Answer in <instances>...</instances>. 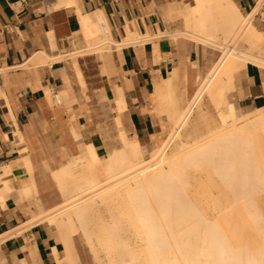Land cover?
I'll use <instances>...</instances> for the list:
<instances>
[{"label": "crops", "instance_id": "1", "mask_svg": "<svg viewBox=\"0 0 264 264\" xmlns=\"http://www.w3.org/2000/svg\"><path fill=\"white\" fill-rule=\"evenodd\" d=\"M57 1L0 0V175L9 167L13 176L8 188L0 177V249L8 264H58L63 258L61 238L41 218L33 222L19 201L18 190L24 196L29 195L25 194L28 187L38 191L34 168H58L88 143L97 154L106 152L80 95L79 81L85 84L84 59L78 60L82 55H74L73 61L67 57L79 47L81 29L85 33L84 15L94 18L100 11L117 42L125 41L128 30L146 36L115 51L116 74L111 76L122 87L126 107L121 113L127 115L131 135L143 151L158 144L170 126L168 116L159 111L154 80L172 71L176 84L193 88L206 68L201 44L164 34L169 25L180 26L182 15L190 28L184 33L194 32L192 14L185 12L186 0H72L54 7ZM231 2L246 12L245 17L264 3L257 8L258 0ZM219 22L229 30L218 16L216 27L198 39L214 37ZM40 52L49 58L35 60ZM233 82V97L241 110L264 106L263 66L247 61L235 71Z\"/></svg>", "mask_w": 264, "mask_h": 264}, {"label": "bare ground", "instance_id": "2", "mask_svg": "<svg viewBox=\"0 0 264 264\" xmlns=\"http://www.w3.org/2000/svg\"><path fill=\"white\" fill-rule=\"evenodd\" d=\"M71 1L72 0H58L53 6L57 7ZM263 1L264 0H258L257 8L263 3ZM185 2V12L190 11L194 21V32L192 31L193 33H191L190 35L197 39H203L204 37H202V35L207 34L208 28L214 29L216 27V19L218 16L222 18V20L229 26L228 28L230 29V31L233 33L232 30L236 29L237 26L242 24L244 20L246 21L250 19V17L254 13L253 12L248 15V17H245L231 2V0H186ZM54 7L51 6V8ZM83 19L85 21V27L87 28L86 30L90 32V34L88 33V35H90L88 36V39L90 38L91 40H93V43L91 42V44L93 45L90 47L93 49L95 48V51L100 50L98 51L99 53L108 51L110 49L109 44L111 43L116 45L118 48H121V46L123 45L135 43L139 38H146V36H141L128 30L125 41H115L111 37L109 27L107 26L104 16L100 11H97L95 13L94 18L90 17L89 15H84ZM252 31H254V29ZM49 36L50 40H52V33H49ZM208 40L210 42L211 39H207L206 41ZM230 46L228 45L229 48L227 49V53L225 51V53L222 54V56L215 62L214 66H212L211 69L207 71L206 75L204 76L203 82L200 84L198 89L195 90L188 105L189 107L180 115L175 116L173 129L169 132L167 139L160 146V148L154 150L151 153L149 158L143 157L141 145L136 139H132L131 141H129V151L131 156L125 155L122 152L121 154H114L107 159H102L99 157V155L94 151L92 143L84 145L81 148V153L78 154V156L74 157V162L71 165V167H80L82 172H87L86 175L83 174L76 179V192H73L71 190L68 191V189H66V191L63 192L65 203H62L63 206H59L60 208L51 207L47 210H43L40 203H37L39 211L38 213H36V215L33 214V222L37 221V218H41L43 221H46L53 226L61 223L66 227H70V229L72 230V227L73 229L77 228H74L73 226L75 225L74 219L76 217L78 219V222L80 221L81 225L85 229L86 226H89L88 222L89 224L91 223V221L89 220V216L92 213L93 209L91 203H93V200L97 196L96 194L87 196V194L82 195V193L90 187L96 186L103 182L99 176V170H103V173L106 175L107 185H115L114 187L116 188L114 191V195L121 198V204H119L117 207H114V203L108 204L107 212L109 215L107 213H103V215L101 214L103 218L104 214H107L106 216L110 217L109 220L111 221L112 219L111 222H113L114 224L110 226L107 223L108 220L106 219V217V222H104L103 218H100L101 223H107V225L105 224L104 227L107 226L108 230H105L106 227L104 228L102 223V227L99 231L104 230V232L107 231V233L105 232V234H103V232L101 231L102 233L99 232L100 235L98 234L99 236H101V234L102 236H105L107 234L106 237L109 238L110 236V240L114 239V241H112L113 244H111L112 247H115L113 251L118 256V258H116L117 261L115 260L116 264H142V261H144L145 264H202L203 256L201 255H204L205 257H212L213 253L217 249H219V251L224 254L226 252L224 249L226 245H232L234 247V250H231V252L233 251V256H231V253H229L232 259L230 258V256L228 257L232 262H230L227 257H224L225 254H220L224 258L218 256L222 259V262H220L219 260L218 264H264V223H261L264 221V218H261L263 216H260V210L258 212L257 210H255L258 207L255 208V202L254 204L252 203L253 201H255L254 199L253 201H250L252 197L249 196V194H239L240 191H238V188L241 189L243 184L241 186H238L239 184H237V182L240 184L243 183L240 179H243L244 176H248L249 178L247 177L248 179L246 180H249L250 178L253 179V176L256 174L254 171V164L251 163L252 161L248 162L250 160L249 154L256 152H251L248 149L251 147L250 145L253 144H257L259 148H264V107L257 108V113L255 114H253L255 111H251L252 115H249L247 113L244 115L242 113L236 114L239 115V117H237V119L239 118V120L232 121V119L230 118L231 120L229 121L232 122L229 123L227 127L225 126V124V127H223V129H219L217 132H213L215 133L214 137H212L213 133L212 136L209 135V137L211 136L210 139L208 137L206 139L201 137L202 139L194 140L192 143L187 144H185L186 141H184V139H180V137L182 138L180 132L184 127L186 120L192 113L193 109L201 102L204 94H209L212 98V101L216 104L229 102L228 92H230L229 89L233 88L234 86L233 74L235 70L240 66L238 59H254L260 64L264 65V59L249 57L247 53L244 52L236 53L235 49ZM85 49L89 50V47H84L82 49L75 48L74 50L67 53L68 57L69 55H82V50ZM93 49L91 50L93 51ZM83 53L85 54L84 51ZM64 55L65 54L59 56ZM65 57L66 55L64 56V58ZM47 58H49V56H47L45 52H40L35 57V60L43 61ZM155 74L156 76H158L157 73ZM169 74L171 75V73ZM169 82V75L166 78H159L158 80L156 78L154 80L155 95L159 102V108L163 107L165 103L164 100L168 94ZM47 93L50 95V91H47ZM227 103L226 105H228ZM114 105L115 111H117V113L122 112L126 107V100L121 87H119L118 96L115 98ZM200 107L201 105L199 106V108ZM234 110L238 112L237 106ZM233 114L234 113H232V115ZM168 115L171 116L169 113ZM176 137H178L179 140H181V142L183 143H176L177 141H175V147L169 149L170 152L166 154V150L169 144ZM254 149L255 148H253L252 150ZM27 160L24 161L26 162ZM236 161H238V164H240L239 168L236 166ZM27 162L29 163V160ZM203 164H207L210 167H206V169L211 170V172L210 170H208L207 172L211 174V177L213 175L214 180V176L217 174L220 177L216 175V179L221 178L218 181L222 180L221 182H223H220V185V183L215 180L218 186L223 185L222 187H217V185H214L212 182L208 183L207 181L208 185L212 183V185L210 184L211 186L214 185L217 190L218 188L219 190L221 188L222 191V189L227 187V184H229L230 186L227 187L230 191L228 195H231V193L235 194V191H231V189L236 190V185L238 186L236 191L237 195L232 194V196L234 195L232 199V201L234 202H227L226 204H224L228 207L225 213L223 211L225 210L224 208L222 210V213L218 212L219 216L217 214L216 219L213 222L209 219V216H204L207 210H204L203 208L202 211L200 209H197V207H193V204H191V202L187 198L189 195H187L186 192V184L190 183L191 181L190 179H188L187 182V178H185L187 177V174H189L188 168L192 166L199 167V165ZM71 167L69 165H65L53 171L59 183H67V177L71 176L72 174ZM5 168L6 169L0 175V177L2 179L4 187L8 188V185L12 181L13 176L11 173V169H9V167ZM250 168H252L253 170ZM242 174L244 175L242 176ZM256 178L258 179L259 177L257 176ZM233 180L234 182L236 181L235 186L234 184H232ZM254 181L255 180H253V182ZM31 183L32 187L35 186L33 181ZM224 183H226V185ZM231 184L233 186H231ZM188 188L189 187L187 186V190ZM245 188L247 187L245 186ZM207 190H209V187ZM207 190H205L204 188V190H202V194L205 191L208 192ZM242 190L246 189L242 188ZM102 191L103 189L100 190L97 195L101 194ZM227 191L225 190V193L224 191L222 192L224 198L228 196ZM252 191H254V189ZM204 195L206 196L208 194L205 193ZM240 195L242 197H245L246 195L245 198L247 199L245 200H249L248 204H246L247 202H245L243 205L241 202L242 205L239 206L240 202L238 203V199L242 200V198L239 197ZM202 196L200 195V199H202ZM189 198L191 200L193 197L191 198L190 195ZM185 199H188L189 202ZM208 202L212 201L210 200ZM212 203H214V200ZM218 203L215 202L214 206ZM224 205L223 207H226ZM221 206L222 205L220 204V207ZM220 207L219 209H221ZM123 214L127 215V217L132 220V226L126 225L121 227L115 224L117 223L116 219L118 215ZM27 223H31V219ZM130 228L135 230V232L133 231L134 233L137 232L138 234H142L139 236H142L143 239L141 238L140 240V237L138 236L140 241L139 243H137L138 241L135 242L136 240H134V242H131L132 238H130L129 235L132 234H128L131 233ZM255 230L259 231L258 233L256 231V235H258L259 233L260 234L259 239L257 238V236L254 241V239L252 240L251 238V234H254ZM90 232L86 234H89ZM199 232L200 234L198 235ZM137 233L135 235H137ZM247 233H250V236H247ZM2 237L3 235H0V242ZM252 237L254 238L255 235H253ZM89 238L91 239V237ZM246 238H248L247 243ZM105 240L107 243V240L109 239L106 238L104 239V241ZM141 241H143V243ZM114 243H116L117 245H115ZM245 243L246 248L244 247L245 251H243L242 247ZM69 248V245L65 248L64 259L67 260V263L65 264H72L73 258L75 259V257H73L71 260ZM235 248H237V252ZM236 254H239L240 256H235ZM218 259L219 258H217V260ZM206 260L207 259H205V261ZM62 261L63 258L59 259L58 264H64Z\"/></svg>", "mask_w": 264, "mask_h": 264}, {"label": "rangeland", "instance_id": "3", "mask_svg": "<svg viewBox=\"0 0 264 264\" xmlns=\"http://www.w3.org/2000/svg\"><path fill=\"white\" fill-rule=\"evenodd\" d=\"M242 14H246V12H242ZM181 17L182 18L180 21V23H181L180 26L179 25L178 26H170L169 25L167 30L164 32V34H169L173 37L180 36V37L188 38L189 40H192L195 43L201 44V46L203 47L202 48V60H203L202 65H204L206 68H205V70H203L200 73L199 78L196 81L195 86L193 88H188V89L176 84V81H175L176 79L173 78L170 74H168L169 78H170V82H169V86H168V94L164 100V102H165L164 105L165 104L166 105H165V107L163 105V107L159 108V111L165 112V114L168 116L170 126H168L166 128V133H165L163 139L158 144L154 145L153 147L149 148L146 151L142 150L144 158H149L151 153L154 150L160 148V146L167 139L169 132L173 129L175 116L180 115L182 112H184L189 107L188 105H189L190 100L193 96L192 94H193L195 88L198 86V84L200 86V84L204 80V76L206 75L207 71H209L211 69V67L214 66L215 62L219 59L220 55L224 54L225 51L227 53V49L229 48L228 45L230 46V44H231L230 47H233V49H235L236 53H239V52L243 53L244 52V53H247V55L249 57H254V58L257 57V59H260V58L264 59V42H263L264 39L262 37V35L264 36V3L256 11V13L254 15H252V17L250 19H248L249 22H248V20H246L247 22L244 20L242 22V24L237 26L236 29H234V30L231 29L233 31V33L230 31V29L228 30L229 32L226 30L227 27L225 24L223 25V23H219V25L216 29L217 33L214 37H212V36L210 37L211 38L210 42H209V40L208 41L199 40L197 38H194V37L184 33L186 31L190 30V28L186 24L185 15H182ZM246 23L247 24L249 23V24L247 25ZM223 26H225V27H223ZM244 26H246V27H244ZM84 28H85V33H84L83 29H81V31H80V35H79L80 44H79L78 48L82 49L84 47H86V48L89 47V50L88 49L82 50V53L80 52L82 54V56H78V60L84 59V61L81 62V67L85 71V77H84L85 84L83 85L79 81V84L81 87V94L80 95L83 98V102L86 104V107H85L86 112L91 115L94 123L96 124V126H97L98 130L100 131L102 138L105 142L106 152L102 155H100V154H98V155L102 159H107L108 157H111L114 154H121L122 152L125 155L131 156L130 151H129V141H131L133 139V137L131 135V132H130V129L128 126L127 115L125 114V112H123V113L118 112L117 113V111H115V105H114L115 98L118 96L119 87H121L119 85L116 86V82H115L114 78H111L112 75L116 74L115 51L118 50V47L111 43V44H109L110 45L109 51H104V52L99 53L98 51H100V50H96L97 51L96 52L95 48L93 49L90 47L93 45V44H91V42L93 43V40H91L90 38L88 39V36H90V35H88V33L90 34V32L88 30H86L87 28L85 26H84ZM253 29H254V31H252ZM241 30H242V32H241ZM239 32H240V34H239ZM260 34H261V36H260ZM255 35H256V37H255ZM260 37H261V39H260ZM215 39L218 41H216ZM91 49H93V51ZM83 51L85 52V54L83 53ZM69 58L72 60L73 56L69 55ZM238 61L240 63V66L235 71L239 70L241 67H244L247 61H251L253 63L258 64L259 66L264 67L263 64H260L259 62H257L254 59L243 60V58H240V59H238ZM171 72H169V73H171ZM234 74H235V72H234ZM113 90L115 91V93H114V95H111V91H113ZM233 90H234V86H233V88H230L229 89L230 92H228L229 102L228 103L226 102L228 105H226L225 102H224L225 104L224 103L216 104L215 102L212 101V98L210 97L209 94H207V93L204 94L201 102L199 103L201 105V107L199 108L200 105L198 104L199 106L197 105L193 109L192 113L189 115L188 119L186 120V123L184 124V127L182 128V130L180 132L181 136H182V138L180 137V139H184V141H186L185 144L192 143L194 140H198V139H202V138L206 139L208 137L210 139L213 132H217L219 129L221 130L225 126L227 127V125H229V123H231L233 120L234 121L239 120V118L237 119V117H239V115H236L238 113H242L243 115L246 113L250 115L252 113L251 111H253V112L255 111L253 114L257 113L256 109L260 108V107H257L253 110H248V111L241 110L239 108L236 100L233 97ZM47 91H49V90H47ZM158 106H159V102H158ZM236 106H237L238 112L236 110H234ZM262 107H264V106H261V108ZM162 109H165V110H162ZM167 112L171 116H169ZM232 113H234V114L232 115ZM230 118L232 119V121H229V120H231ZM205 135H207V136H205ZM209 135H211V136L209 137ZM214 135H215V133H213L212 137H214ZM176 138L169 144V146L166 150V154L170 152L169 149H172V147H175L176 143L181 142V140H179L178 137H176ZM175 141H177V142L175 143ZM181 143H183V142H181ZM263 144H264V138H263ZM250 146H251L250 147L251 150H250V148L248 150L251 152L255 151L256 153H250L249 154L250 160L248 159L249 160L248 162L252 161L251 163L254 164V168H255L254 171L256 173V174L254 173L255 174L254 176L257 175L259 178L257 179L256 178L257 176L256 177L253 176V179L250 178L249 180H246L249 177L247 176L248 177L247 178L244 176L245 180H244V177H243V179H240V180H242L243 183L240 184L237 182V184H239L238 186H241L243 184L241 189H239L238 186L236 185V190L231 189V191H235V194L237 195L236 191L238 188V191H240L239 194L240 193L249 194V196L252 197V199H250L251 197L249 198L250 201H253V199H254L255 201H253L252 203L254 204V202H255L256 203L254 205V206H256L255 208L258 207L255 210H257V212L259 210L261 211L260 216H263V217H261L263 219L264 218V148H259L257 144H253ZM253 148H255L256 150L255 149L252 150ZM260 149H261V151H260ZM215 155H213V156H215ZM76 156H78V154L77 155H68L66 157V159L64 160L65 163L60 165L59 167L61 168L65 165H69L71 167V165L74 162V157H76ZM217 157H218V154H217ZM236 162H237L236 166L239 168L240 164H238V161H236ZM203 165H204L205 169L203 168ZM203 165H199V167L198 166H195V167L192 166V167L188 168L189 174H187V177H185V178H187L186 179L187 182H188V179H190L191 181H190V183H187V184L185 183L186 184V192H187V195H189V196L191 195V198L192 197L193 198L191 199L192 201L190 200L189 196L187 198L189 199L191 204H193V207H197V209H200L202 211H203V208H204V210H207L206 213L204 211V213H205L204 216L205 217L209 216V219L213 222L216 219L217 214L219 216L218 212L222 213V210L224 208H225V210H223V211L225 213V211L228 207L224 204H226L227 202H230V203L234 202V201H232V199H233V196L235 194L231 193V195L229 194L230 196L228 195V193L230 192L227 188L230 186L229 184H227V187L222 189V191H221V188H220V190L218 188V190H219L218 191L214 185H217V187H222L223 185L218 186V184H217V182L220 183L222 181V180L218 181L221 178L216 179V177L218 175L216 173H213V174L217 175V176L216 175L214 176L215 180L217 181L216 182L213 179V175L211 177V174L207 172L210 169H206V167H208V168H210V167L207 164H203ZM58 168H48V167L34 168L37 170V173L34 175V177H35V180L37 183L38 191L37 192H31L30 189L27 188L29 191L27 189H25V194H29L28 196H24L23 194H21L19 192V190L17 191V193L19 195V201L21 202V207H22L23 211L29 215L30 218H32V216H34V215H36V213H38V211H39V207L37 205L38 202L42 203L41 205L43 208H50V207L60 208V207H62L63 206L62 203H65L64 202L65 197L63 196V192L66 191V189H68V191L71 190L73 192H76V190H75V187L77 186V183H76L77 180L76 179L83 174H85V175L87 174L86 171L82 172L80 167L72 166L71 167V171H72L71 176L67 177V183L66 184H62V183L58 182L57 178L55 177V174L53 173V171L58 169ZM250 169H252V168H250ZM234 170H236V169H234ZM210 172H211V170H210ZM243 175L244 174H242V176ZM99 176L103 182H101L100 184H98L96 186L90 187L89 189H87L86 191H84L82 193V195L87 194V196H89V195L96 194V196H97L93 200V203H91L93 209H92V213L89 216V218H90L89 220L91 221L90 224L88 222L89 226H86V228L84 229V227L81 225L80 221L78 222V219L76 217L74 219L75 225H73L74 228L77 227V228H75L76 230L73 229V227L71 230L70 227H66L61 223H58V225L53 226L52 224H50L46 221H42V222L49 224V226H51V228L57 233V235L64 242L65 248H66V246L69 245L71 260L73 257H75V259L73 258V260H72V264H111V263L116 264L115 260L117 261L116 258H118L116 253H114V251H113L115 247H112V244H113L112 241H114V239L110 240V236H109V238L106 237L107 234L105 236H102V234H101L102 237L99 236L100 235L99 232L102 231V230L101 231H99V230L102 227V223H103V222L101 223L100 218H103V216H102L103 213L108 214V212H107L108 204L114 203V205H115L114 207H117L119 204H121V198L119 196L114 195V191L116 188V187H114L115 185L114 186L107 185L106 175L103 173V170H99ZM188 176H189V178H188ZM242 176H241V178H242ZM218 177H220V176H218ZM237 179H239V178H237ZM253 180H255L254 182L256 184L253 182ZM207 181H208V183L212 182L214 184L213 185L214 187L211 186L212 183H210L211 185L209 184L210 185L209 186ZM252 182H253V184H252ZM221 183H223V182H221ZM221 183H220V185H221ZM224 184L226 185V183H224ZM232 184H234V186H235L236 181L234 182V180H233ZM232 184H231V186H233ZM254 184H255V187H254ZM187 186L189 187L188 190H187ZM207 186L209 187V190H212V189L213 190L212 191L207 190L208 189ZM245 186L248 188V190H247V188H245ZM210 187H211V189H210ZM204 188L208 192L205 191L202 194V190H204ZM242 188L246 189V190H242ZM102 189H103V191L101 192V194L97 195V193L100 192V190H102ZM253 189H254V191H252ZM225 190L226 191L228 190L227 191L228 196L226 198H224V196L222 195V192L224 191V193H225ZM205 193H207L208 195L205 196L204 195ZM211 194H213V195H211ZM232 194H234V195L232 196ZM198 195H199V197H198ZM200 195L201 196L203 195L202 199H200ZM209 195H210V197H209ZM241 195L239 197H241L242 200L238 199L239 200L238 203L240 202L239 206L242 204L244 205L245 202H247L246 204H248L249 200L248 201L245 200V199H247V198H245L246 195H245V197L244 196L242 197ZM249 196H247V197H249ZM229 197H232V198H229ZM243 198L245 201L243 200ZM188 199H185V200L188 201ZM210 200L212 202L214 200V203L215 202L218 203V201H219V203L222 206L220 207L219 203H218L219 205L215 204V206H214V203L208 202ZM241 202H242V204H241ZM236 203H237V200H236ZM223 205L226 207H223ZM237 206H238V204H237ZM219 207L221 209H219ZM211 209H213V210H211ZM214 210L215 211L217 210V211L215 212ZM106 215L104 214V218H103L104 222H106L105 220L107 219L109 221V222L107 221L108 225L112 226L114 224L113 222H111L112 219L110 221L109 220L110 217H108ZM105 217H106V219H105ZM103 219H101V220H103ZM116 220H117V223H115V224H117L118 226H121V227L126 226V225L132 226V224H133L132 220L130 218H128L127 215H124V214L118 215ZM107 223H105V224L107 225ZM261 223H264V221ZM105 224L103 223V227ZM105 227H104L105 230H108L107 226H105ZM87 228H88V230H87ZM97 229H98V231H97ZM131 229L132 228H130L131 233H128V234H132V235H129V237L132 238L131 242H134V240H136L135 242L138 241L137 243H139L140 242L139 237H140V240L142 238V236H139V235H142V234H138L136 232L137 235H135L136 234V233H134L135 230H133V229L131 230ZM90 230H91V232H90ZM256 231L257 230L254 231V234H251V238H252V240L254 239V241H255L257 236H258L257 238L259 239L260 233L258 235H256ZM88 232H90L89 234H91V235L86 234ZM102 232H103V234H105V232L107 233V231L104 232V230ZM258 232L259 231H257V233ZM199 234H200V232L198 233V235ZM247 234H248L247 236H250L249 235L250 233H247ZM253 235H255L254 238L252 237ZM131 236H133V237H131ZM135 236H136V238H135ZM89 237H91V239ZM105 237L107 239H109V240H107V243H106V240L104 241V239H106ZM100 238H102V239H100ZM246 239H247V241H246V243H247L248 238H246ZM254 241H252V242H254ZM141 242L143 243V241H141ZM246 243L242 247L243 251H245L244 247H245ZM114 244L117 245L116 243H114ZM230 247H232V248H230ZM65 248H64L63 256H62L63 257L62 262L64 264L67 263V260L64 259ZM224 249L226 251L224 253L225 254L224 257H227V259L230 262H232L231 256H233V254H232L233 251L231 252V250H234V247L232 245L231 246L226 245L224 247ZM235 249L237 252V248H235ZM218 251H219V249H217L213 253L212 257H207V256L205 257L204 255H201V256H203L202 257L203 262L201 261L202 264H206V263L207 264H211V263L212 264L213 263L218 264L219 260H220V262H222V259L220 257H223L222 255H224V254H222L220 251L218 253ZM229 253H231V256ZM220 254H222V255H220ZM239 254H241V253H239ZM239 254H236L235 256H240ZM242 254H243V252H242ZM216 256H217V258H219L218 260H217ZM218 256H220V257H218ZM229 256L231 259L228 258ZM111 257H113L114 259ZM204 257H205V259H207L206 261H205ZM111 259H113V260H111ZM214 259H215V261H214ZM142 262L144 263V261H142ZM0 264H8L7 259L5 258L3 253L1 252V249H0Z\"/></svg>", "mask_w": 264, "mask_h": 264}]
</instances>
